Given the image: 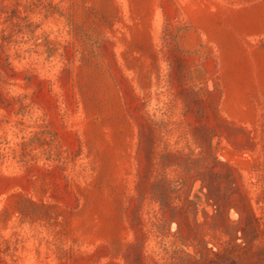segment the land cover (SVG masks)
<instances>
[{
    "label": "rangeland",
    "instance_id": "374dc122",
    "mask_svg": "<svg viewBox=\"0 0 264 264\" xmlns=\"http://www.w3.org/2000/svg\"><path fill=\"white\" fill-rule=\"evenodd\" d=\"M0 264H264V0H0Z\"/></svg>",
    "mask_w": 264,
    "mask_h": 264
}]
</instances>
